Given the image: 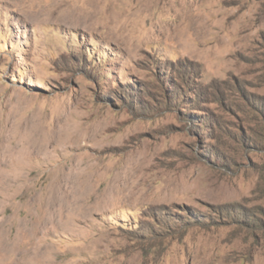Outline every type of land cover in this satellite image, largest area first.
<instances>
[{"label": "rangeland", "instance_id": "1", "mask_svg": "<svg viewBox=\"0 0 264 264\" xmlns=\"http://www.w3.org/2000/svg\"><path fill=\"white\" fill-rule=\"evenodd\" d=\"M0 264H264V0H0Z\"/></svg>", "mask_w": 264, "mask_h": 264}, {"label": "bare ground", "instance_id": "2", "mask_svg": "<svg viewBox=\"0 0 264 264\" xmlns=\"http://www.w3.org/2000/svg\"><path fill=\"white\" fill-rule=\"evenodd\" d=\"M34 1H35V0H32V2H34ZM81 4H83V3H81ZM80 6H81V5H80ZM108 6H109V5H108ZM105 14H106V13H105ZM105 14H104V15H105ZM103 18H104V17H103ZM131 20H132V19H131ZM131 20H130V21H131ZM125 21H126V19H125ZM127 21H128V19H127ZM101 22H102V21H101ZM101 22H99V23H101ZM121 23H122V21H121ZM104 24H105V23H104ZM125 24H126V23H125ZM129 25H130V24H129ZM122 26H123V25H122Z\"/></svg>", "mask_w": 264, "mask_h": 264}]
</instances>
